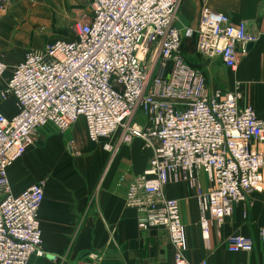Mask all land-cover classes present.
<instances>
[{"label":"built area","instance_id":"built-area-1","mask_svg":"<svg viewBox=\"0 0 264 264\" xmlns=\"http://www.w3.org/2000/svg\"><path fill=\"white\" fill-rule=\"evenodd\" d=\"M182 1L92 0L72 38L29 51L14 68L0 91L2 101L12 97L17 106L13 117L0 114V264L48 256L39 219L46 182L14 193L9 180V169L47 126L65 134L83 120L92 144L119 133L122 144L139 140L152 152L148 169L130 184L127 205L141 231L167 232L173 264L194 263L179 201L166 195L169 184L187 182L196 191L206 241L212 223L222 226L234 205L264 192V152L254 147L264 145V120L241 104L240 92L210 87L183 55L185 41L195 40L200 57L235 71L259 37L205 6L198 26L181 31L175 23ZM9 2L0 0V11ZM8 70L0 61V81ZM104 148L113 151L110 144ZM201 173L211 185L207 191L198 183ZM227 248L251 253L254 242L232 236Z\"/></svg>","mask_w":264,"mask_h":264},{"label":"crops","instance_id":"crops-1","mask_svg":"<svg viewBox=\"0 0 264 264\" xmlns=\"http://www.w3.org/2000/svg\"><path fill=\"white\" fill-rule=\"evenodd\" d=\"M88 1L92 5V0H10L0 11V61L9 68L0 91L29 51L67 40L64 35L87 10L83 7ZM204 6L228 16L233 24L244 23L249 34L259 37L237 70L226 68L220 60L209 62V67L221 65L229 71L227 87H213L240 92L241 104L253 107L264 120V0H183L176 27L196 28ZM16 113L14 98L0 99V114L13 117ZM139 121L143 124L142 116ZM104 144L113 151L105 150ZM254 147L264 152V145ZM151 159L152 152L143 150L139 140L124 145L119 133L92 144L83 120L65 134L52 126L41 128L35 145L9 169L14 193L46 182L39 219L48 256L34 257L29 264H173L167 232L141 231L137 212L127 205L130 184L142 177ZM198 183L203 191L211 187L203 173ZM166 195L179 201L192 263L264 264V192L234 205L222 226L212 223L208 241L202 236L196 191L190 184L171 183ZM232 236L252 239L254 250L230 253L227 240Z\"/></svg>","mask_w":264,"mask_h":264},{"label":"rangeland","instance_id":"rangeland-1","mask_svg":"<svg viewBox=\"0 0 264 264\" xmlns=\"http://www.w3.org/2000/svg\"><path fill=\"white\" fill-rule=\"evenodd\" d=\"M85 6L87 10L83 11L82 16H87L91 11V2H85ZM81 16V17H82ZM78 20L73 23V27L68 29L66 34L64 35V39H70L73 36V28L76 25ZM195 40H187L184 43L183 47V55L186 62L190 65L197 66L201 71H203L209 86L213 87L215 85H220L222 87H227L230 77L226 69L222 68L221 65H216L213 68L209 67V62L213 60H206L200 57L195 50ZM9 99V98H8Z\"/></svg>","mask_w":264,"mask_h":264},{"label":"water","instance_id":"water-1","mask_svg":"<svg viewBox=\"0 0 264 264\" xmlns=\"http://www.w3.org/2000/svg\"><path fill=\"white\" fill-rule=\"evenodd\" d=\"M252 45L249 46V49L251 48Z\"/></svg>","mask_w":264,"mask_h":264}]
</instances>
